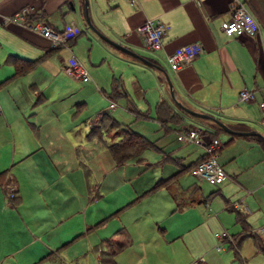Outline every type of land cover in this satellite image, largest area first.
<instances>
[{"label": "rangeland", "instance_id": "rangeland-1", "mask_svg": "<svg viewBox=\"0 0 264 264\" xmlns=\"http://www.w3.org/2000/svg\"><path fill=\"white\" fill-rule=\"evenodd\" d=\"M81 39L76 38L74 53L63 59L74 54L81 57L85 42L76 50ZM84 39L91 60L97 61L100 53L95 38ZM18 43L0 25V108L5 99L14 129L28 122L34 126L39 152L22 162L11 131L0 126V170L11 171L15 177L20 173L18 192L7 193L0 184V264H97L99 251L106 249L103 239H124L125 235L130 242L116 254L117 264H264V251L251 236L236 242L242 227L235 212L228 209L238 203L249 224L264 232L263 140L233 137L225 143L229 134L219 131L213 136L221 142L217 160L228 176L219 184L200 182L189 167L183 168L190 156L185 155L182 164L172 160L180 156L174 149L180 141L176 139L179 128L171 121L164 133L154 110L158 93L149 102L147 116L142 117L127 110L123 95L102 96L112 82L105 61H87L89 82L67 73L53 76L51 58L40 65L37 60L32 68L15 74L14 65L7 60L11 50L29 57L38 55L36 46L23 43L22 50ZM123 72L125 76L140 75L130 67ZM143 75L154 90L155 79ZM257 77L264 90V78ZM70 85L73 91L63 94ZM24 92H33L29 108L15 102ZM111 100L115 108H109ZM245 104L238 102L237 107L242 106L245 120L253 119L251 130L264 138L259 107L254 106L252 112ZM4 114L2 108L0 116ZM97 115L101 119L93 121L99 125L94 132L89 121ZM186 115L189 118L183 117L180 129L206 123ZM121 127L138 131L153 143L139 151L142 159L138 163L127 158L117 165L109 150L124 133ZM123 136L129 138L127 133ZM193 187L201 202L177 209V202L187 198ZM178 188L183 194L176 192ZM118 228L125 234L116 233ZM221 232L232 240L214 236Z\"/></svg>", "mask_w": 264, "mask_h": 264}, {"label": "crops", "instance_id": "crops-1", "mask_svg": "<svg viewBox=\"0 0 264 264\" xmlns=\"http://www.w3.org/2000/svg\"><path fill=\"white\" fill-rule=\"evenodd\" d=\"M87 1L88 11L86 12L84 0H1L0 25L7 27V33L13 35L20 42L17 44L20 49L24 50L23 43L31 46L34 45L38 49V55L32 57H29L30 55L25 54L23 51L18 52L11 50L10 52L26 58H38V61H41L39 65L47 62L51 58L53 76L57 74L65 75V73L70 75L65 71V64L68 57L63 59V56H67L69 52L73 54L76 38L82 37L80 43L76 45V50L85 42L83 54L80 58L77 54H74L77 61L85 69L87 61H105L108 65L106 71L112 76L111 86L106 87L107 94L101 93L102 96L106 99H112L115 95H123L126 108L130 105L132 107H129L130 109L136 110L142 113L139 115L146 117L148 114L147 108L149 102L158 93V101L156 100L157 103L154 110L156 119H160L158 123L165 129L163 130L165 131L164 133L168 131L167 124L168 122L170 124L171 121H173L174 124L177 123L175 126L179 128L178 132L183 130L180 129L184 127L182 120L183 117L187 116L184 110H182V112L181 108L171 98L166 75L173 85L177 100L181 101L186 106L211 114L222 122H225L230 128L233 124L238 122H242L244 124L243 127L250 130L253 128L251 125L253 119L250 117L249 120L251 121L245 120L243 117L244 115H242L244 114L243 108L242 106L237 107V104L238 102L246 103L248 107H251L253 112L254 106L258 107L259 100L264 96L263 88L257 83V76L259 74L264 78V0ZM237 2L244 3L257 18L259 29L254 35L228 36L222 31L221 22L229 17L233 5ZM73 5L75 9L72 7ZM24 6L33 7V11H30L26 15L27 20L32 18L40 19L49 22L56 28H61L65 24L75 22L74 24L79 27L80 31L71 42L50 47L45 38L34 33L25 25L16 21L6 22V16L16 15ZM86 14H88L92 25L86 22ZM148 19H157L165 25L162 46L156 50H149L143 45L141 36L136 29ZM98 32L119 42L128 49L149 58L157 64V66H160V69L150 66L133 55L114 47L100 36ZM93 36L97 42L96 48L100 53L97 61L91 60L90 52L89 50L87 51L89 46H87V41L84 39L85 37L89 41H94ZM193 42L201 44L202 50L199 54L176 70L170 68L167 62V54L179 46ZM53 53H55V55H53ZM146 53L149 54V56ZM125 67L140 71V75L125 76L123 72ZM86 70L87 78L83 82L91 81L88 69ZM143 74H148L155 79L156 88H154V90L149 89V85ZM244 86L250 89L254 88L253 90L255 93L253 100L240 101L238 99V91ZM72 91L73 86L70 85L63 91V94ZM32 98L33 92H24L19 95L18 99L15 98V102L17 105L29 108ZM159 101H164L167 105V110L164 109V106L158 109ZM255 101L256 105L254 104ZM1 104L0 114L2 113V108L5 114L3 117L0 116V126H4L6 130L11 131L13 144L17 147L19 159L23 162L32 158L35 153L39 152V150L35 148L38 145V141L34 139V126L28 122L25 127L22 126L20 129H14L7 116L5 99L1 101ZM127 110L130 111L128 108ZM130 112L133 113L132 111ZM159 114H161V117ZM171 114L174 116L170 117ZM96 118L98 121L101 119L97 115L89 121V126L93 127L92 129L94 132L97 131L99 126L95 125L97 122L93 123ZM34 120L36 122L40 121L37 119ZM204 121H206V123L204 122L205 124L202 126L210 131L214 130V123L210 120ZM221 131L229 134V138L225 143L230 142L233 137H242L243 139L247 138V141L259 142L252 137L253 135L240 133L232 135L231 132L225 130ZM204 136L205 138L212 137L208 132H204ZM176 139L179 141L177 136ZM182 143L184 142L179 141L174 148L178 149L180 156L172 158V160H175L178 164L183 163L185 155L192 158L189 164L200 160L203 155H205L202 142L193 141L186 144ZM4 170V179L0 182L5 189L4 191L7 193L8 191L12 193L15 191L18 192L20 185L18 175L20 173L16 172L17 176L15 177L13 172H9L6 169ZM1 171L3 170H0V172ZM180 191V188L176 190L177 193ZM195 191L198 190L196 187H193L191 194H189L187 198H181V200L177 202L176 208L179 209L180 206L181 209L188 204L194 205L201 202V197ZM228 209L234 212L238 210L243 218V222L238 223L242 227L240 231L246 233L240 234V237L238 235L236 242H238L241 237L251 236L254 244L264 251V232L262 231V227L257 229L253 228L246 219L244 208L238 206V203H233ZM200 223H202V221ZM203 224L206 226V220H204ZM226 239H230L229 241H231L232 237L230 236L225 238V240ZM232 243L234 244V241H232ZM132 256L137 255L129 254V257ZM138 257L142 258V254ZM118 261L120 263V257Z\"/></svg>", "mask_w": 264, "mask_h": 264}, {"label": "built area", "instance_id": "built-area-1", "mask_svg": "<svg viewBox=\"0 0 264 264\" xmlns=\"http://www.w3.org/2000/svg\"><path fill=\"white\" fill-rule=\"evenodd\" d=\"M33 10L32 6H24L14 16H6V22H19L25 25L34 33L45 38L51 47L68 43L79 33V27L74 23L65 24L61 28H56L50 23L40 19H26V15ZM143 45L149 50H156L162 46V39L165 33V25L157 19H148L137 28ZM222 31L228 36L254 35L259 29V22L254 14L244 3L237 2L233 5L228 18L221 22ZM202 50L201 44L193 42L179 46L167 54V62L170 68L176 70L192 60ZM65 71L74 79L79 81L87 78V70L71 55L65 64ZM255 91L242 87L238 91L240 101H251L254 99ZM112 108L114 103L109 104ZM258 107L264 118V96L259 100ZM204 126L197 124L188 125L177 134V138L184 143L200 141L205 150V155L198 160L191 168L190 173L198 180L219 184L226 178L227 173L218 162L217 155L221 147V142L217 137L205 138ZM217 239L228 237L226 232L215 233Z\"/></svg>", "mask_w": 264, "mask_h": 264}, {"label": "trees", "instance_id": "trees-1", "mask_svg": "<svg viewBox=\"0 0 264 264\" xmlns=\"http://www.w3.org/2000/svg\"><path fill=\"white\" fill-rule=\"evenodd\" d=\"M74 38H75V36L69 42L74 40ZM7 60L12 62V64L14 65V73L15 74H21V73L27 71L28 69L32 68L33 65L35 64V62L38 60V58H26L23 56L15 55V53H13V52H9L8 56H7ZM110 102L114 103V106H116V103L113 100H111ZM163 106H164V109L167 110V105L164 103V101L158 102V109H159V107L161 108ZM129 107H131L130 105H128L127 108L130 111H132L133 113L137 114V116H143V115H139L142 113H140L136 110L130 109ZM109 108H111V107L109 106ZM173 116L174 115H172V114L170 115V117H173ZM97 125H98V122H97ZM243 125L244 124L242 122H238L236 124H233L231 126L232 135L239 134V131H244V130L248 129L246 127H243ZM213 128H214V130H212V131L205 128L204 132H208L209 135L210 136L212 135V137H213L214 135H217L218 130L219 131L223 130L222 128H220L216 124H215V126H213ZM121 129H123L124 133L128 134L129 138H123L124 133H121L120 137L117 139V141H114L109 145V150H110V152H111V154H112L117 165L122 163L127 158H130V159L135 158V160H136L135 162L138 163L137 161H140V159H142V156L137 155L139 153V151L141 149L145 148L146 146H149V147L152 146L153 143H152V141H150L148 138H146L142 133H140L138 131H134V130H131L128 128H123V127ZM252 137H254L259 142L262 141V139L259 135H253ZM134 147H135V150H133ZM196 162L184 165L183 168L189 167L188 170H190V168ZM4 173H5V170L0 172V182H2L4 179ZM211 194H213V192H211ZM235 214H236V221L239 223L243 222V218H242V216L238 210L237 211L235 210ZM116 233L125 234L122 228H118ZM243 233H246V232L241 231L239 233V235L243 234ZM103 242L106 244V249L105 250L101 249L99 251L98 264H117V262L115 260L116 254L119 253L126 245H128L130 240L125 235L124 239H119L116 237H106L103 239Z\"/></svg>", "mask_w": 264, "mask_h": 264}, {"label": "water", "instance_id": "water-1", "mask_svg": "<svg viewBox=\"0 0 264 264\" xmlns=\"http://www.w3.org/2000/svg\"><path fill=\"white\" fill-rule=\"evenodd\" d=\"M85 1V6H86V9L85 11L87 12L88 9H87V6H88V1L87 0H84ZM74 8V5L72 6ZM75 9V8H74ZM86 22L90 25H92L90 23V18L88 16V14H86ZM100 34V36H102L105 40H107L110 44H112L114 47L124 51V52H127L131 55H133L134 57L138 58L140 61L150 65V66H153V67H156L158 69H160V66H157V64H155L152 60H150L149 58L133 51V50H130L128 49L127 47H125L124 45L120 44L119 42H116L104 35H102L100 32H98ZM166 81H167V85H168V89H169V93H170V96L171 98L174 100V102H176V104L182 108L186 113H188L189 115H192L194 117H197V118H201V119H206V120H210L212 121L213 123H215L216 125H218L220 128H222L223 130L227 131V132H231L232 129L227 126L225 123H223L221 120H219L217 117L211 115V114H208L206 112H202V111H198V110H195L193 108H190L188 106H186L185 104H183L181 101H178L176 96H175V93H174V88H173V85L170 81V79L168 78V76L166 75ZM240 134H245V135H259L260 134L254 130H249V131H239ZM262 138V140L264 141V138L262 136H260Z\"/></svg>", "mask_w": 264, "mask_h": 264}, {"label": "flooded vegetation", "instance_id": "flooded-vegetation-1", "mask_svg": "<svg viewBox=\"0 0 264 264\" xmlns=\"http://www.w3.org/2000/svg\"><path fill=\"white\" fill-rule=\"evenodd\" d=\"M185 112V111H184ZM186 113V112H185ZM186 114H188V113H186ZM204 120H206V119H204ZM212 122V121H211ZM197 124H199V123H197ZM215 124V123H214ZM200 125V124H199ZM218 126V125H217ZM228 126V125H227ZM250 129H247V130H244V131H249Z\"/></svg>", "mask_w": 264, "mask_h": 264}]
</instances>
